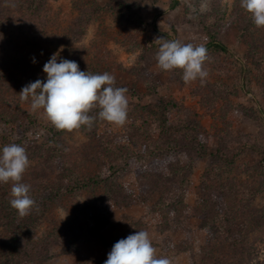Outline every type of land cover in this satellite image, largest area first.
Masks as SVG:
<instances>
[{"label":"rangeland","instance_id":"374dc122","mask_svg":"<svg viewBox=\"0 0 264 264\" xmlns=\"http://www.w3.org/2000/svg\"><path fill=\"white\" fill-rule=\"evenodd\" d=\"M39 3V18L33 26L22 29L25 30L22 37L44 34L47 45L44 44L39 55L42 61L63 49L60 57L75 60L80 70L93 74L108 72L115 77L116 87L128 90L126 122L121 126L105 120L97 122L95 128L99 133L125 137L130 127L141 126L145 119L151 121L156 109L167 107L174 123L191 122L210 136L216 135L212 140L213 149L217 147L222 156L226 153L222 149L225 144L230 149V159L244 143L255 144L256 153L245 151L239 155L232 170L223 165L222 177L225 182L238 178L255 185L264 184V27L252 26V19L241 8L240 0H39ZM14 34L11 39L7 38L9 50L19 49L32 64L37 47H32L34 42L26 47L20 33ZM160 36L206 47L215 40L226 52L210 48V59L204 65L207 78L203 83L200 80L185 83L179 70L162 71L158 67L155 57L159 45L155 40ZM4 46L2 55L11 60L12 53ZM7 66L0 69L5 73L17 72L10 62ZM13 99L11 96L10 100ZM15 99H18L16 104L2 108L12 119L11 123L0 122V137L9 144L25 141L39 147L38 153H28L30 165L26 174L32 167L44 164L41 147L49 141L64 148L68 145V152L77 155L86 152L88 141L83 133L59 130L42 109L32 111L30 99L22 100L20 96ZM93 109L99 111L98 107ZM124 143L129 145L127 141ZM3 146L0 142V147ZM213 159L204 157L194 163L185 195L187 206L194 207L203 199L201 178L215 163ZM95 168L89 165L83 167V172H94ZM122 185L137 194L139 185L133 174L125 175ZM103 193L101 188H96L68 198L63 206L49 212L37 237L44 238L70 222V213L62 209L65 205L74 212L78 204H86ZM255 203L264 206V199ZM106 210V225L95 227L93 234L81 237L77 255L60 256L54 252L48 264L104 262L118 240L141 230L149 233L157 257H167L170 264H192L194 259L199 264L198 249L206 242L207 231L200 229L196 220L190 222L189 232L173 228L163 231L160 214L148 211L141 204L118 207L109 201ZM255 233L257 239L264 241V222ZM181 242L192 253L175 248ZM262 244H257V250L260 261L264 262Z\"/></svg>","mask_w":264,"mask_h":264},{"label":"trees","instance_id":"16d2710c","mask_svg":"<svg viewBox=\"0 0 264 264\" xmlns=\"http://www.w3.org/2000/svg\"><path fill=\"white\" fill-rule=\"evenodd\" d=\"M15 6L17 9H13ZM39 10V0H0V35L3 36L0 40V68L8 67L10 62V66L17 69L14 73H5L0 69V122L11 123V115L2 108L16 104L18 99L15 98L20 96L18 94L25 85L37 79H46L42 69L49 59L44 62L39 56L44 44L47 45L44 34L22 37V32L39 18ZM251 23L255 27L253 21ZM14 33H20V40L25 42L26 47L34 42L32 47H37L36 63L30 64L17 48L9 50L7 38L14 37ZM4 45L12 53L11 60L2 55ZM206 48L226 52V48L215 40ZM11 96H14L13 101ZM98 112L93 109L89 113L95 117L91 127L76 129L88 141L85 153L77 155L68 152V145L64 148V145L54 141L41 147L44 151L42 156L45 155L44 164L32 167V171L25 172L22 177V182L30 185L31 196L35 200L28 215L20 216L10 206L11 182L0 183V264H48L54 258V252L60 256L77 255V243L81 237L93 234L95 227L106 225V203L109 201L118 207L138 203L148 211L157 212L163 220V231L173 228L189 232L190 222L196 220L200 229L207 231V240L198 249L199 264H264L257 250V244H264V241L257 239L255 233L264 222V206L255 203L264 199V184L255 185L238 178L225 182L221 172L223 165L232 170L236 158L245 151L255 154V144L244 143L232 159L225 144L222 149L226 153L222 156L217 147L213 149L212 140L216 135L210 136L191 122L174 123L167 107L156 109L151 121L145 119L141 126L130 127L125 137L99 133L95 126L104 120ZM0 142L9 144L2 137ZM16 144L25 147L30 155L40 150L35 143L20 141ZM204 157L214 158L215 163L201 178L203 199L196 206L189 207L185 203L189 176L194 163ZM181 158L184 159L183 164ZM89 165L95 166V171L83 172V167ZM127 174L135 177L139 185L137 194L122 185V179ZM96 188L103 190V196L78 204L74 212L65 205L62 209L70 213V222L44 238L37 237L49 212L55 207L63 206L65 200L81 195L83 191ZM182 245L185 242L174 246L182 252L189 250L192 253L190 248ZM91 264L104 262L91 261ZM192 264H196L195 259Z\"/></svg>","mask_w":264,"mask_h":264},{"label":"clouds","instance_id":"9594fccd","mask_svg":"<svg viewBox=\"0 0 264 264\" xmlns=\"http://www.w3.org/2000/svg\"><path fill=\"white\" fill-rule=\"evenodd\" d=\"M240 6L256 27H264V0H240ZM155 41L159 45L155 58L162 71L179 70L185 83L204 82L208 76L204 65L210 59L205 45L182 44L164 36ZM62 50L53 53L43 65L45 80L37 79L21 89L18 94L21 99H30L32 111L42 109L49 122L59 130L91 127L95 117L89 113L94 107L100 109L101 119L123 125L128 114L127 88L116 87L115 77L108 72L93 74L80 70L75 60L60 57ZM32 63H36L34 57ZM29 165L25 147L16 143L0 147V183L11 182L10 206L20 216L28 215L35 205L30 185L22 182ZM104 264H170V260L157 257L149 233L141 230L118 240Z\"/></svg>","mask_w":264,"mask_h":264}]
</instances>
